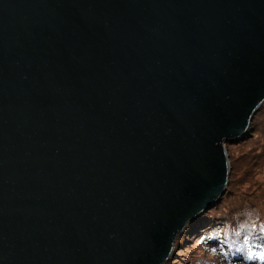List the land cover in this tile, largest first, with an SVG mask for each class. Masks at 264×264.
Segmentation results:
<instances>
[{"label": "water", "instance_id": "1", "mask_svg": "<svg viewBox=\"0 0 264 264\" xmlns=\"http://www.w3.org/2000/svg\"><path fill=\"white\" fill-rule=\"evenodd\" d=\"M264 104V0H0V264H165Z\"/></svg>", "mask_w": 264, "mask_h": 264}, {"label": "rangeland", "instance_id": "2", "mask_svg": "<svg viewBox=\"0 0 264 264\" xmlns=\"http://www.w3.org/2000/svg\"><path fill=\"white\" fill-rule=\"evenodd\" d=\"M227 151L231 171L226 192L214 206L206 209L191 222L202 214L204 216L198 219L199 221L207 218H228L229 210H235L238 205L250 204L249 201L260 206L264 215V203L263 199H260L264 197V104L254 116L250 134L238 143H228ZM243 210L246 211V208L243 207ZM240 213L241 210L236 214L241 215ZM187 228L176 240L173 252L165 264H195L199 258L208 259L207 263L209 259L214 260L211 264H251L239 258L222 261L217 257L213 258L216 255H207L196 236L197 233L192 232L194 230H189L187 233ZM253 264L259 262L254 261Z\"/></svg>", "mask_w": 264, "mask_h": 264}, {"label": "trees", "instance_id": "3", "mask_svg": "<svg viewBox=\"0 0 264 264\" xmlns=\"http://www.w3.org/2000/svg\"><path fill=\"white\" fill-rule=\"evenodd\" d=\"M260 199L264 203V197ZM249 203L229 210L228 218H207L199 221L204 216L202 214L189 224L187 233L194 230L192 232L197 233L196 236L207 255H216L213 258L217 257L222 261L239 258L251 264L254 261L264 264V215L260 206L250 201ZM239 210L241 215L236 214ZM207 260L199 258L195 264H211L214 261L209 259L207 263Z\"/></svg>", "mask_w": 264, "mask_h": 264}]
</instances>
